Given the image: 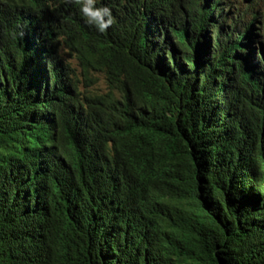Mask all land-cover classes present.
<instances>
[{
  "label": "trees",
  "instance_id": "obj_1",
  "mask_svg": "<svg viewBox=\"0 0 264 264\" xmlns=\"http://www.w3.org/2000/svg\"><path fill=\"white\" fill-rule=\"evenodd\" d=\"M93 7L0 0V264H264V0Z\"/></svg>",
  "mask_w": 264,
  "mask_h": 264
},
{
  "label": "clouds",
  "instance_id": "obj_2",
  "mask_svg": "<svg viewBox=\"0 0 264 264\" xmlns=\"http://www.w3.org/2000/svg\"><path fill=\"white\" fill-rule=\"evenodd\" d=\"M80 5V13L85 18V23L95 26L100 32L105 31L112 23L111 14L107 8H94V0H75ZM104 17H107L105 20Z\"/></svg>",
  "mask_w": 264,
  "mask_h": 264
},
{
  "label": "rangeland",
  "instance_id": "obj_3",
  "mask_svg": "<svg viewBox=\"0 0 264 264\" xmlns=\"http://www.w3.org/2000/svg\"><path fill=\"white\" fill-rule=\"evenodd\" d=\"M77 78L81 88L88 91L91 95L101 96L109 91L108 83L103 74L92 72L89 78H84L78 68Z\"/></svg>",
  "mask_w": 264,
  "mask_h": 264
}]
</instances>
